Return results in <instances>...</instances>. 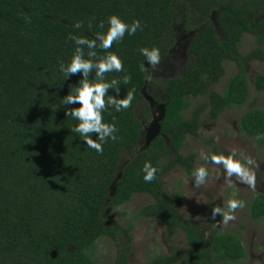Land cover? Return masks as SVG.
<instances>
[{
    "label": "trees",
    "instance_id": "obj_1",
    "mask_svg": "<svg viewBox=\"0 0 264 264\" xmlns=\"http://www.w3.org/2000/svg\"><path fill=\"white\" fill-rule=\"evenodd\" d=\"M181 8L186 9L188 28L197 31L189 48L194 62L165 84L160 133L141 148L146 124L136 111L145 104L146 120L153 121L143 90L154 78L140 49L156 48L160 59L170 55ZM111 15L128 24L139 21L141 27L133 35L126 32L108 50L95 49L97 57L114 54L122 61L121 72L105 74L106 82L115 79L119 87L109 88L108 95L132 96L127 109L116 112L109 106L103 113L117 132L97 152L70 130L77 122L65 111L78 105L61 103L82 74L66 78L59 66L70 62L77 47L70 36L95 39L107 31ZM190 17L200 18L199 23L192 25ZM247 34L256 38L257 47L243 54ZM88 51L85 47V58ZM227 61L234 62L238 72L220 93L212 86L225 75ZM254 61L264 63V0H0V264H99L93 253L102 238L116 243L114 264H132L134 225H123L114 211L137 194H148L154 202L136 218L160 220L169 241L179 231L187 240L183 254H156L144 264L243 260L246 248L240 233L217 229L205 238L180 212L184 193L168 194L164 179L178 168L193 177L198 153H184L187 141L199 138L202 126L222 112L248 102L246 68ZM89 75L95 78V69ZM126 75L130 80L124 85ZM254 86L264 91V73L255 77ZM202 97L206 101L194 107ZM250 106L240 118L241 131L264 145V110L256 99ZM206 143L205 156L222 155L214 137ZM146 163L157 170L150 183L143 179ZM234 200L243 205L240 197ZM250 215L255 221L264 219V195L253 199Z\"/></svg>",
    "mask_w": 264,
    "mask_h": 264
},
{
    "label": "rangeland",
    "instance_id": "obj_2",
    "mask_svg": "<svg viewBox=\"0 0 264 264\" xmlns=\"http://www.w3.org/2000/svg\"><path fill=\"white\" fill-rule=\"evenodd\" d=\"M186 9L179 10V23L174 25L173 37L175 46L170 55L160 59L155 67L147 64L154 82L144 89V97L151 106L154 116L153 121L146 120L144 113L145 104L137 111V116L146 124V128L140 140L141 148H147L150 141L160 133V120L164 114V102L167 98L164 86L171 78L181 76L187 66L194 62L189 48L197 31L188 28L186 23ZM194 14V13H192ZM217 12L212 14L216 20ZM192 25L199 23L200 18H189ZM219 37L223 39L221 33ZM257 47L256 38L247 34L244 36L242 53L247 54ZM226 73L212 88L223 93L230 77L238 72L236 64L232 61L225 63ZM246 73L250 81V93L248 102L239 108L229 109L220 116L202 126L200 137L191 136L184 148L188 154L192 150L197 151L195 168L204 167L209 171L204 183L197 187L194 177L188 176L180 168L175 169L165 176L166 192L174 195L183 192L185 202L181 207V214L190 222H193L201 234L208 238L215 230L224 233H240L246 248V257L238 262L226 264H264V219L255 221L251 218L250 207L257 195H264V145H259L256 140L246 137L240 128L241 116L250 109L251 102L257 100V107L264 110V91L256 90L255 77L264 73V63L252 62ZM206 101L202 97L195 101L194 107ZM208 117V111L202 115ZM148 122V123H147ZM214 137L215 144L225 157L232 156L238 159L253 178L252 183H243L237 177L226 178L222 165L209 163L205 155L209 149L206 140ZM233 154H235L233 156ZM251 161V163H247ZM120 177V175H119ZM243 200L242 207L233 215L234 219L223 223L222 217L217 214L212 217L214 207L225 209L229 200L236 198ZM154 199L148 194H137L125 206L114 211V216L123 225L133 223L131 231L132 244L129 260L132 264H144L156 254H171L174 251L184 253L187 248L186 235L179 231L176 237L169 241L164 224L158 219L145 217L136 218L137 213L145 205L153 203ZM94 259L99 264H114L117 257L116 243L110 238H102L93 253ZM177 264H184L179 262Z\"/></svg>",
    "mask_w": 264,
    "mask_h": 264
},
{
    "label": "clouds",
    "instance_id": "obj_3",
    "mask_svg": "<svg viewBox=\"0 0 264 264\" xmlns=\"http://www.w3.org/2000/svg\"><path fill=\"white\" fill-rule=\"evenodd\" d=\"M108 29L105 33H97L95 39L89 40L81 36L72 35L69 37L74 41L75 52L71 60L66 65L61 63L59 70L67 78L77 73L82 74V79L77 83L74 91H69L68 95L64 96L61 100L65 105H78L65 111L66 117H71L77 123L70 129L71 132L78 134L86 143V145L97 152H102V142L115 139L117 132L115 124L106 123L103 118V113L107 111L109 106L116 112L127 109L132 101L131 94H127L123 98H117L113 95H108L109 88L119 90L118 81L113 79L110 82L105 81V74L110 72H121L122 61L114 54H108L103 57H97L95 49L99 47L103 50L111 48L114 41L122 40L125 33L133 35L138 28L141 27L139 21H134L132 24L126 23L117 15H111L107 20ZM76 28L81 25L77 23ZM103 27V25H101ZM99 41V44H97ZM87 48V58H85L84 48ZM141 54L146 58V61L152 67L159 64L160 54L156 48H141ZM95 69V78L89 79L90 73ZM130 76H124L122 83L127 85ZM107 96V99H106ZM95 134L96 138L92 136ZM235 154H233L234 156ZM210 160L213 164L222 165L226 173V178L232 176L237 177L243 183H252L250 176L244 165L232 156L225 157L221 154H212L204 157ZM251 163V161H247ZM156 169L151 164L146 163L143 168L145 173L143 179L146 183L152 182L156 177ZM194 182L197 187L202 185L208 175L204 167L195 169L192 173ZM242 203L237 200H229L227 203V211L222 208L214 207L212 210V217L215 218L217 214L222 217L223 223H227L234 219L232 213Z\"/></svg>",
    "mask_w": 264,
    "mask_h": 264
},
{
    "label": "water",
    "instance_id": "obj_4",
    "mask_svg": "<svg viewBox=\"0 0 264 264\" xmlns=\"http://www.w3.org/2000/svg\"><path fill=\"white\" fill-rule=\"evenodd\" d=\"M143 94H144V90H143ZM113 190H114V188H113Z\"/></svg>",
    "mask_w": 264,
    "mask_h": 264
}]
</instances>
